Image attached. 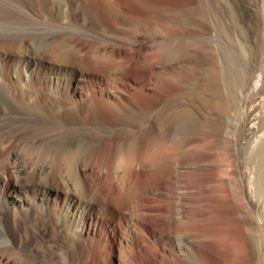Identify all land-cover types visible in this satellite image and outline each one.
<instances>
[{
  "label": "bare ground",
  "instance_id": "obj_1",
  "mask_svg": "<svg viewBox=\"0 0 264 264\" xmlns=\"http://www.w3.org/2000/svg\"><path fill=\"white\" fill-rule=\"evenodd\" d=\"M228 57L239 112L225 128L214 68ZM201 58L211 99L206 131L191 133L178 90ZM263 79L264 0H0V264H37L30 236L44 223L74 264L251 258ZM135 114L145 124L124 143ZM59 122L96 131L69 168L33 150Z\"/></svg>",
  "mask_w": 264,
  "mask_h": 264
},
{
  "label": "rangeland",
  "instance_id": "obj_2",
  "mask_svg": "<svg viewBox=\"0 0 264 264\" xmlns=\"http://www.w3.org/2000/svg\"><path fill=\"white\" fill-rule=\"evenodd\" d=\"M193 27L199 28V25L195 24ZM201 59L203 60V58ZM228 60L229 63L227 67L223 69L214 68V73L216 74L215 81L218 86L217 94L220 96V99H222L221 107L225 122L222 127L225 128L231 125L228 122H234L236 120L239 112V106L235 95V90L238 86L236 79L238 63L232 57H228ZM202 62L204 64L202 66L199 65L192 79L189 81L190 83L183 85V88L178 90L184 96L181 99L184 108L188 109L191 133H203V131L207 129L204 108L206 99H211L210 83L212 81L206 68L205 61L203 60ZM23 84L25 83L23 82ZM254 105L253 116L255 122H253L252 125L254 127L251 138L259 140L262 144L258 147L255 154L256 163L252 169L254 171L252 176L255 178V196L262 208L264 217V89L262 93L256 97ZM145 121V116H143V114L127 115L122 119V126L120 128L121 139L124 143H127L136 132H138V128L144 125ZM40 134L43 136L42 140L40 143L36 144V147L35 145L33 146V150L44 152L43 154L50 152L55 153L61 160L63 167L69 168L72 167L81 153V150L76 144L82 139L95 138L96 131L89 125L59 122L55 125L54 129L50 131H41ZM243 155L246 156L245 151ZM174 191L179 192L176 188ZM148 213H150V211ZM150 214L153 215L154 213L151 212ZM43 225L38 224L37 229L34 230L30 236L29 247L36 254L37 264H74L71 260L66 259V256L71 252V248L69 247L70 243H68L67 239L61 233L52 236L50 229H48L50 227L46 226V223ZM259 229H261V233ZM241 239H244V237L241 236ZM246 239L250 245L251 258H238L235 253L230 250L228 258L225 253L222 254L224 259L221 264H264V219L262 220V226L257 228L254 227L252 233L246 235ZM67 244L69 245L67 246ZM10 245V237L0 232V248L10 247ZM206 245L208 254L216 249L210 243ZM261 252L263 253L262 255ZM152 254H150L149 257L150 260L158 257V255Z\"/></svg>",
  "mask_w": 264,
  "mask_h": 264
}]
</instances>
